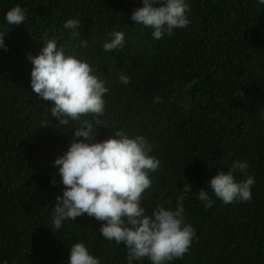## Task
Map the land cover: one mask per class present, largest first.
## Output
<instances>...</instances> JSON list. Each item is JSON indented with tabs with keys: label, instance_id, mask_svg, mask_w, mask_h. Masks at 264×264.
<instances>
[{
	"label": "trees",
	"instance_id": "1",
	"mask_svg": "<svg viewBox=\"0 0 264 264\" xmlns=\"http://www.w3.org/2000/svg\"><path fill=\"white\" fill-rule=\"evenodd\" d=\"M187 2L188 27L157 40L131 19L142 0H0L7 49L0 48V264H67L79 242L101 264H128L126 245L104 239L102 222L85 214L59 230L52 223L64 191L55 160L68 150L78 122L60 125L52 105L32 90L28 57L49 39L87 60L106 82L100 119L107 127L98 128L95 140L122 129L152 144L161 165L143 194L147 214L157 205L174 209L184 185L192 184L185 222L196 235L182 259L166 264H264V4ZM17 5L26 19L9 25L6 13ZM68 19L80 21V37L64 28ZM117 31L124 33L123 47L105 52ZM81 38L87 47H80ZM121 72L131 83L119 82ZM237 91L244 97L233 96ZM157 97L163 102L154 103ZM236 160H246L255 177L252 199L225 205L206 186ZM201 188L215 200L211 208L199 200Z\"/></svg>",
	"mask_w": 264,
	"mask_h": 264
},
{
	"label": "clouds",
	"instance_id": "2",
	"mask_svg": "<svg viewBox=\"0 0 264 264\" xmlns=\"http://www.w3.org/2000/svg\"><path fill=\"white\" fill-rule=\"evenodd\" d=\"M258 2L264 4V0ZM142 3V7L133 10L131 19L137 25L151 28L157 40L165 34L171 37L174 29H184L190 24L191 7L187 0H142ZM25 19V10L19 5L5 16L9 25H22ZM63 26L71 30L73 38L80 37L78 19H68ZM112 37L110 42L103 44L105 52L121 49L124 45L123 32H113ZM4 38L0 33V48L7 50ZM45 43L39 55L28 57L33 65L32 90L52 105L51 116L60 125L67 127L70 121L78 122V126L72 128L74 139L68 150L55 160L64 191L57 195L52 210L54 228L59 230L64 221H75L86 214L102 222L99 232L104 239L126 245L128 264L144 258L151 264L182 259L196 235L194 227L185 222L184 201L192 184L184 185L174 209L157 205L147 214L142 206L143 194L151 187L150 174L158 171L161 165L151 154L152 144L144 135L130 137L122 129H114L113 138L97 142L98 128L107 127L100 119L105 114L104 97L109 92L106 82L97 76L87 60L78 59L74 54L66 55L64 46L58 47L54 39ZM80 47H87L86 39L81 38ZM118 80L123 85L131 83V77L124 72L119 74ZM233 96L243 98L244 93L237 91ZM155 102L163 101L157 97ZM237 172L247 178L237 181ZM52 183L56 181L53 179ZM254 184L255 177L249 174L247 161L236 160L227 172L219 170L206 187L228 205L250 201ZM197 195L206 208L214 205L215 200L205 188ZM67 264L101 262L79 242L71 246Z\"/></svg>",
	"mask_w": 264,
	"mask_h": 264
}]
</instances>
